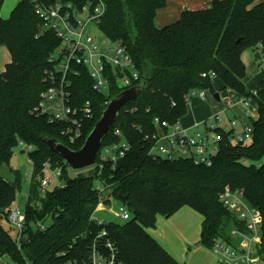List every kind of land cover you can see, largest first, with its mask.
I'll list each match as a JSON object with an SVG mask.
<instances>
[{
  "label": "trees",
  "instance_id": "1",
  "mask_svg": "<svg viewBox=\"0 0 264 264\" xmlns=\"http://www.w3.org/2000/svg\"><path fill=\"white\" fill-rule=\"evenodd\" d=\"M4 2L0 0V46L8 48L12 60L0 70V165L10 164L22 141L33 147L28 157L34 161V171L20 241L3 220L8 221L21 189V174L13 181L0 175V264H11L6 258L12 264L83 263L94 242L110 254L101 243L104 239L113 242L117 259L124 264H185L148 229L156 226L158 215L171 216L189 206L204 216L200 243L212 248L229 222L236 224L234 212L219 197L227 185L242 189L248 202L264 216V79L253 97L258 116L252 120V141L234 143L229 132L219 129L223 140L211 166L189 158L154 157L145 139L155 131V117L173 123L187 114L186 98L191 92L204 90L213 96L218 92L212 78L203 73L215 72L224 87L240 97L252 95L245 84L243 53L264 46V2L213 0L208 8L186 9L177 21L159 27L156 16L167 0H104L100 29L107 38L127 47L140 73L136 85L142 90L121 109L102 142L105 147L122 140L115 133L119 129L130 146L126 156L115 164L106 161L100 169L98 153L96 165L75 177L69 176L68 164L50 149L46 139L81 148L99 120L102 106L124 89L114 75L108 94L92 89L87 72L75 79L77 101L92 99L95 116L85 124L83 138L71 145L61 134L63 124H53L35 110L46 86L49 54L61 41L53 31L41 28L32 0H21L8 18L1 16ZM48 160L52 167H63L65 182L42 193L37 178ZM99 182L109 187L105 203L116 200L127 205L131 219L98 224ZM37 222H43L46 229L36 228ZM103 229L107 236L98 237Z\"/></svg>",
  "mask_w": 264,
  "mask_h": 264
},
{
  "label": "built area",
  "instance_id": "2",
  "mask_svg": "<svg viewBox=\"0 0 264 264\" xmlns=\"http://www.w3.org/2000/svg\"><path fill=\"white\" fill-rule=\"evenodd\" d=\"M32 2L36 14L41 19V28L53 31L61 41L49 54L50 66L45 73L46 86L41 92L35 110L45 114L51 123L63 124L62 136L74 145L83 138L85 124L95 116L92 99L77 101L74 92L75 79L87 72L88 77L92 79V89L108 94L112 75L123 89H127L137 84L140 73L127 47L118 41L110 40L100 29L101 17L106 9L104 0H86L82 4L72 0ZM96 29L103 33V39L96 37ZM203 77H210L213 80L217 75L215 72H209L203 73ZM207 93L204 90L191 92L186 101L189 103L191 94L205 99ZM251 93L250 97H240L239 103L244 107V112H233L229 130L205 120L196 122L192 128L194 130L190 131L191 129L181 124L180 119L172 123L155 117V131L145 136L149 154L168 159L189 158L196 164L211 166L223 140V134L219 129L229 132L234 143L246 144L252 141L254 136L252 120L258 116V104L253 97L258 95V90L254 89ZM200 126H203V129L200 130ZM238 128L239 132L236 131ZM115 133L121 136L122 140L111 146H101L98 151L100 169L104 168L106 161L115 164L124 158L130 148L121 131L116 129ZM19 145L27 154L33 149L31 145L22 141ZM30 162L34 164L32 158ZM48 169L52 170L51 176L46 175ZM62 175V166L52 167L49 160L45 162L39 180L40 191L45 193L63 186L65 180ZM108 189L104 182L97 183V190L101 194L99 206L105 204ZM219 197L223 205L235 214L236 227L232 229L231 235L238 240L231 243L224 234L215 239L212 249L217 256V263L264 264L262 250L264 216L261 210L248 202L240 188L227 185ZM119 204V217L124 220L131 219L132 213L128 206ZM96 219L99 225L105 224L103 220ZM8 222L20 241L26 227L25 211L18 206H12ZM34 225L36 228L46 229L43 222ZM107 234V230L103 229L98 237H106ZM101 243L106 251L108 249L111 251L110 254L100 250L98 242H94L87 261L83 263L73 261L69 264H124L117 259L116 249L111 240L104 239ZM1 260L4 263L3 258Z\"/></svg>",
  "mask_w": 264,
  "mask_h": 264
},
{
  "label": "rangeland",
  "instance_id": "3",
  "mask_svg": "<svg viewBox=\"0 0 264 264\" xmlns=\"http://www.w3.org/2000/svg\"><path fill=\"white\" fill-rule=\"evenodd\" d=\"M11 0H5L3 9L5 13H8L11 9L7 7L8 3ZM264 1V0H263ZM98 39H103L104 35L101 31L96 29L95 33ZM243 57L245 63L247 65V73L245 77V84L248 91H253L257 84L264 79V46H261L259 49H246L243 53ZM214 86L217 91L220 93L221 99L216 100L212 95L213 92L207 93L205 99H202L199 95H190V101L188 103V112L185 116L182 117L181 124L184 127H190L196 121H205L207 120L209 123H217L220 127L225 130L231 129V121L230 119L233 116V112L242 113L243 107L240 105V96L234 90L224 87L223 83L219 78L214 80ZM255 101V100H254ZM231 107V108H229ZM245 117V116H243ZM200 130L203 129V126H200ZM191 129L190 131H193ZM237 132L240 131V128ZM68 174L70 177H75L80 172H85L90 169V167L76 170L73 169L71 166L68 165ZM33 164L30 162V158L28 157L27 152L22 151V147L18 145L14 149V155L11 159L10 164H2L0 165V175L4 178L13 181L16 178V174L20 172L21 174V189L17 194L16 201L14 202L13 206L20 207L21 210H24L26 201L28 199V195L30 193V189L33 182ZM47 176L52 175V170L48 169L46 172ZM40 180V176L37 178V181ZM120 209V204L118 201L113 200L111 203H105L98 207L95 212V217L98 219L103 220L105 223L109 222H124L126 220L122 219L118 215V211ZM3 224L6 228L11 229L13 233L15 230L11 227L10 223L7 220H3ZM161 226V224H159ZM236 226L232 222L226 226L223 230L224 235L228 238L231 243H235L238 239L232 237L231 231ZM188 239H196V227L192 225L190 227V231L187 234ZM187 247V261L188 264H218L217 263V256L211 251L212 249H208L204 252H194L191 255V250ZM206 247V246H205ZM182 248V247H181ZM180 246H177V250L181 252L182 249ZM185 253V252H184ZM11 264L12 261L7 259ZM185 261V260H184Z\"/></svg>",
  "mask_w": 264,
  "mask_h": 264
},
{
  "label": "crops",
  "instance_id": "4",
  "mask_svg": "<svg viewBox=\"0 0 264 264\" xmlns=\"http://www.w3.org/2000/svg\"><path fill=\"white\" fill-rule=\"evenodd\" d=\"M20 1L21 0H11V2H7V7L11 6V9L8 13H5L4 10H1V16L3 18H8L12 10ZM212 1L213 0H167V5L160 9L157 13L156 23L159 27H164L177 21L184 10H200L208 8ZM258 1L264 2L263 0ZM11 60L12 57L8 48L6 46H0V70H5L6 65L10 63ZM215 79H213V83ZM195 123L187 128L192 129ZM203 221L204 216L201 213L189 206H184L171 216L158 215L156 226L149 228L148 231L180 263L188 264L187 257L190 251H188L189 253L187 254L186 245H188V248H190L189 250H191V255L194 252L202 253L209 249L200 243ZM159 224H161V226H159ZM192 225L196 227V233L198 237L191 240L188 239L187 234L190 231V227H192ZM177 246L183 248H181V252L176 251ZM211 251L214 253L213 249Z\"/></svg>",
  "mask_w": 264,
  "mask_h": 264
},
{
  "label": "water",
  "instance_id": "5",
  "mask_svg": "<svg viewBox=\"0 0 264 264\" xmlns=\"http://www.w3.org/2000/svg\"><path fill=\"white\" fill-rule=\"evenodd\" d=\"M141 90L142 86L136 85L111 97L102 106L101 116L87 135L81 148L72 149L57 139H46L50 149L60 154L73 169L80 170L94 166L102 142L119 116L121 109L130 101L136 99ZM214 98L220 100L221 96L216 92Z\"/></svg>",
  "mask_w": 264,
  "mask_h": 264
}]
</instances>
